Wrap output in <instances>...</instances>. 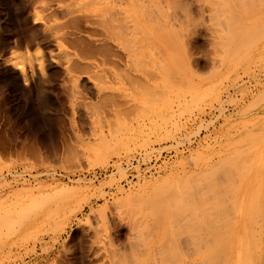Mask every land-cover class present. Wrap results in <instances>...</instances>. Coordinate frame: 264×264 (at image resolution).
Instances as JSON below:
<instances>
[{"label":"rangeland","instance_id":"374dc122","mask_svg":"<svg viewBox=\"0 0 264 264\" xmlns=\"http://www.w3.org/2000/svg\"><path fill=\"white\" fill-rule=\"evenodd\" d=\"M261 229L264 0H0V264H264Z\"/></svg>","mask_w":264,"mask_h":264},{"label":"bare ground","instance_id":"6f19581e","mask_svg":"<svg viewBox=\"0 0 264 264\" xmlns=\"http://www.w3.org/2000/svg\"><path fill=\"white\" fill-rule=\"evenodd\" d=\"M22 73H23V74H26V73H25V69H24V68H23V71H22ZM261 231H262V229H261ZM263 232H264V230L262 231V233H263ZM262 233L260 232V234H262ZM209 256H210V254H206V255H205V259H207V260H208Z\"/></svg>","mask_w":264,"mask_h":264}]
</instances>
